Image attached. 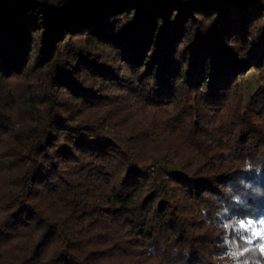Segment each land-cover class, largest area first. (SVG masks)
<instances>
[{"label":"trees","instance_id":"16d2710c","mask_svg":"<svg viewBox=\"0 0 264 264\" xmlns=\"http://www.w3.org/2000/svg\"><path fill=\"white\" fill-rule=\"evenodd\" d=\"M260 218L264 0H0V264H258L210 226Z\"/></svg>","mask_w":264,"mask_h":264},{"label":"rangeland","instance_id":"374dc122","mask_svg":"<svg viewBox=\"0 0 264 264\" xmlns=\"http://www.w3.org/2000/svg\"><path fill=\"white\" fill-rule=\"evenodd\" d=\"M260 84L261 81L259 79L258 72L254 68H248L244 71L242 78H238L237 88L242 92L241 95L243 97L244 106L248 104L251 96L255 93ZM169 108L171 109L170 106ZM147 165H149L150 170L153 171L155 175L150 176V178L144 183V193L152 188L164 186L165 183L168 185L167 175H169V173L177 172L186 174L187 172V168L185 167L183 161L176 153H173L172 150L165 152V154L154 155L152 159L148 161ZM141 192H139V194ZM210 227L217 233L222 229L232 228L239 240L244 242L249 247L253 246L258 249L261 257V261L258 264H264V255L261 254L259 249V245L264 243V238H261V234L264 233V218H260L259 220H239L233 224H218ZM241 237H243V239H241ZM229 251L232 250L230 249Z\"/></svg>","mask_w":264,"mask_h":264},{"label":"snow or ice","instance_id":"6c2138e0","mask_svg":"<svg viewBox=\"0 0 264 264\" xmlns=\"http://www.w3.org/2000/svg\"><path fill=\"white\" fill-rule=\"evenodd\" d=\"M261 238H264V233L261 234ZM241 239H243V237H241ZM251 242V241H249ZM259 249L262 255H264V243L259 245ZM249 249L246 247H243V245H241V256L237 257V259L239 260L240 264H246V261L244 259H242V255L243 253L248 252Z\"/></svg>","mask_w":264,"mask_h":264}]
</instances>
